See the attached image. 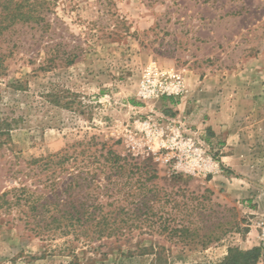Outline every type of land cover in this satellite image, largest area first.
<instances>
[{
	"label": "rangeland",
	"instance_id": "obj_1",
	"mask_svg": "<svg viewBox=\"0 0 264 264\" xmlns=\"http://www.w3.org/2000/svg\"><path fill=\"white\" fill-rule=\"evenodd\" d=\"M17 11L38 18L11 20ZM150 68L181 73V98L138 99ZM4 117L14 126L0 137V194L41 188L49 175L68 181L34 159L68 155L73 171L77 156L88 171L108 148L147 170L128 176L136 187L153 178L136 190L142 198L119 196L129 215L111 217L125 219L122 235L96 249L100 241L70 234L40 237L24 224L35 213L0 207V264H211L231 246L258 247L264 264V0H0ZM145 121L178 128L200 157L157 160ZM186 161L202 170L189 172ZM108 173L96 170L94 180H129ZM80 190L62 197L90 198Z\"/></svg>",
	"mask_w": 264,
	"mask_h": 264
},
{
	"label": "trees",
	"instance_id": "obj_2",
	"mask_svg": "<svg viewBox=\"0 0 264 264\" xmlns=\"http://www.w3.org/2000/svg\"><path fill=\"white\" fill-rule=\"evenodd\" d=\"M37 18V15L30 11H17L11 16V20L16 19L18 21L36 20ZM54 102L60 104L57 99ZM64 106H67V104H64ZM13 126L12 120H8L6 117L0 118V137L4 135L9 136ZM106 152L101 153L95 159L96 165L88 171L78 167L76 164L77 156L71 157L72 161L74 160L73 171H68L65 167L70 162V156L68 155L55 156L57 158L55 161L45 158L34 159V162H41L45 168L53 165L59 166L60 172L68 173L66 175L68 181L65 182L64 180L59 183L61 179L56 180L49 175L46 181L41 184V188L38 185L34 188L20 185L4 190L0 194V207L4 206L5 209L20 207L24 208L25 211L35 213L32 220H25L24 224L30 231L40 237L52 240L55 236L70 234L82 240L86 245H89L93 241H100L97 245H94V249L102 247L105 244L101 242L103 238L109 239L115 235H122L120 223L125 219L117 220L111 217V212L116 211L117 213L119 211L125 216L129 215V208L125 209L126 206L118 203V200L121 201L119 196L125 194V199L129 197L142 198L145 191L138 193L136 190L148 188L146 181L153 178L151 175L143 180H137L138 186L136 187L131 182V177L129 178L128 176L138 172L140 174L146 173L147 170L140 165L130 162L126 157L113 153L110 148ZM104 169L107 173L109 172L108 178L111 177V173L113 172L118 174V176L126 175V178L128 177L129 180L126 179L122 184L120 181L109 180L106 185L101 186L94 180V171ZM90 173L92 176L88 177ZM51 174L53 175V173ZM60 184L63 186L62 188L58 187ZM123 186L126 189L123 190ZM83 187L87 189V193L90 195L89 199L81 200L75 195H73L71 200L62 197L63 193H67L69 196L72 195V192L77 194ZM77 189L79 190L76 191ZM96 189L99 192H96ZM122 190L123 193H121ZM99 195L106 196L111 201L102 203L98 197ZM116 203L119 205H116ZM136 203H140V200H137ZM109 206H113L114 208L104 212V208ZM46 213H49V215L45 216ZM164 228L167 229L166 226ZM173 230L177 229H170V231ZM178 231L182 230L179 229ZM114 239L118 240L119 237H115ZM259 256L260 250L258 247L242 250L231 246L227 248L226 255L220 261L211 264H256Z\"/></svg>",
	"mask_w": 264,
	"mask_h": 264
},
{
	"label": "built area",
	"instance_id": "obj_3",
	"mask_svg": "<svg viewBox=\"0 0 264 264\" xmlns=\"http://www.w3.org/2000/svg\"><path fill=\"white\" fill-rule=\"evenodd\" d=\"M184 92L185 82L181 73L150 68L143 75L136 94L138 99L145 102L147 100H160L164 98H181ZM143 125L147 148L153 152L157 160L169 162L170 158L173 157L172 153H189L190 156L196 155L200 157L201 149L195 147L190 138H185L181 135L178 128L170 129L169 133H165L162 128L151 121H145ZM162 153L166 154L163 155ZM169 153L171 157H169ZM181 156V154H175L178 160V163H175V168L182 167L181 163L183 159ZM201 160L204 159L201 158ZM193 163H195L194 160ZM185 164L189 166V172L195 173V171L199 172L202 170L200 166H191L187 161ZM206 164L209 165L208 162L204 161V165ZM259 246L264 253V228L262 229Z\"/></svg>",
	"mask_w": 264,
	"mask_h": 264
},
{
	"label": "crops",
	"instance_id": "obj_4",
	"mask_svg": "<svg viewBox=\"0 0 264 264\" xmlns=\"http://www.w3.org/2000/svg\"><path fill=\"white\" fill-rule=\"evenodd\" d=\"M188 93H190V91H189ZM161 102L163 103V102H165V101H164V100H161Z\"/></svg>",
	"mask_w": 264,
	"mask_h": 264
}]
</instances>
